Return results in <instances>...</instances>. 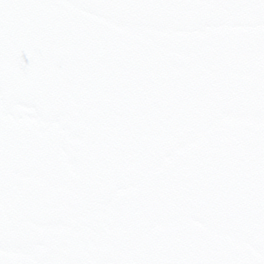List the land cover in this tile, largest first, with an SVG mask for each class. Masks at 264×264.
Segmentation results:
<instances>
[{
	"label": "snow or ice",
	"instance_id": "6c2138e0",
	"mask_svg": "<svg viewBox=\"0 0 264 264\" xmlns=\"http://www.w3.org/2000/svg\"><path fill=\"white\" fill-rule=\"evenodd\" d=\"M0 264H264V0H0Z\"/></svg>",
	"mask_w": 264,
	"mask_h": 264
}]
</instances>
